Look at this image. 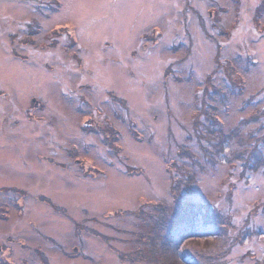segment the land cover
Instances as JSON below:
<instances>
[{"label":"rangeland","instance_id":"374dc122","mask_svg":"<svg viewBox=\"0 0 264 264\" xmlns=\"http://www.w3.org/2000/svg\"><path fill=\"white\" fill-rule=\"evenodd\" d=\"M0 264H264V0H0Z\"/></svg>","mask_w":264,"mask_h":264},{"label":"trees","instance_id":"16d2710c","mask_svg":"<svg viewBox=\"0 0 264 264\" xmlns=\"http://www.w3.org/2000/svg\"><path fill=\"white\" fill-rule=\"evenodd\" d=\"M226 137H228L227 139H231V138H233L234 136H232V135H227ZM238 140V139H237ZM220 145V144H219ZM220 148V147H219ZM222 152V149H220L219 150V152ZM218 152H216V154H217ZM190 155H188V156H186L187 158H190L189 157ZM194 206L195 205H193V207L191 208L190 207V205H188L185 209H190L191 208V210L194 212H196V214L195 215H193V217H192V219H191V221H188V222H190V224L192 225V227L195 229V228H197L198 226H196L195 224L196 223H198L197 221L200 219V217L198 216V214L197 213H202V214H206V217H205V215H203V217L201 216V218L203 219L202 221V224L204 225V226H206L207 225V223H209L210 221H211V219L210 218H208V213H210V211L211 210H206L205 208H208V206L206 207V205H196L195 206V209H194ZM197 207H200L199 208V212H197ZM178 211V213H176ZM186 211V210H185ZM185 211H182V210H180V209H176L174 212L177 214V216L179 217V219L180 220H178L179 221V223H180V221L182 220V221H185V222H187L186 221V219H184V212ZM188 211V210H187ZM175 213L173 214V215H175ZM161 216H163V214H161ZM198 217V219H196ZM152 220H154V219H152ZM195 220V221H194ZM182 223V222H181ZM148 224H150V223H148ZM175 237H177V236H175ZM139 255V254H138Z\"/></svg>","mask_w":264,"mask_h":264}]
</instances>
